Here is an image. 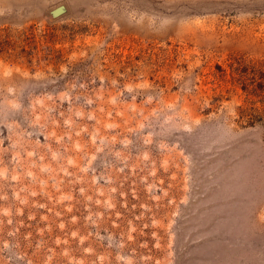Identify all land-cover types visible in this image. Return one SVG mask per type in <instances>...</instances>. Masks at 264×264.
<instances>
[{"label": "rangeland", "instance_id": "1", "mask_svg": "<svg viewBox=\"0 0 264 264\" xmlns=\"http://www.w3.org/2000/svg\"><path fill=\"white\" fill-rule=\"evenodd\" d=\"M0 264H264V0H0Z\"/></svg>", "mask_w": 264, "mask_h": 264}, {"label": "water", "instance_id": "2", "mask_svg": "<svg viewBox=\"0 0 264 264\" xmlns=\"http://www.w3.org/2000/svg\"><path fill=\"white\" fill-rule=\"evenodd\" d=\"M62 12L61 9H56L55 11H53V15H57L58 13Z\"/></svg>", "mask_w": 264, "mask_h": 264}]
</instances>
